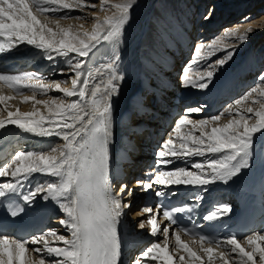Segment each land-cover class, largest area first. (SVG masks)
Wrapping results in <instances>:
<instances>
[{
    "label": "snow or ice",
    "instance_id": "1",
    "mask_svg": "<svg viewBox=\"0 0 264 264\" xmlns=\"http://www.w3.org/2000/svg\"><path fill=\"white\" fill-rule=\"evenodd\" d=\"M48 7H45V5ZM71 12L74 9L64 0H0V53H5L18 48L20 45L33 46L47 54L49 60L54 59L53 53L59 56L67 57L69 53H75L76 56L84 58L72 62L69 60V66L73 70L75 79H72L73 88H61L60 83L44 84L41 78L33 73L9 74L0 73V81L6 82L13 88L31 89L35 99V91L39 89L42 92L50 87L62 92L66 97H79L81 103H65L63 100H53L49 104L48 100H38L37 104L49 106V111L53 113L45 118L38 111L33 113H13L8 114L7 121L0 120V129H4L6 124L16 125L26 133H32L40 137H62L66 142L64 149L59 154H44L35 152H19L10 163L0 167V178L9 175L12 165H16L11 171L12 181H0V198L12 197L18 192L17 183L24 180L34 173H42L52 177H58L59 182L51 181L45 185L37 186L29 190L24 200L32 202L33 197L38 192L45 193L42 196L45 200L52 199L59 204L61 210L66 213V219L61 220L70 233V239L59 234L55 229L43 232L38 236H32L29 239L18 240L9 239L4 235L5 227L14 222V218L19 214L18 210L7 209V215H0V264H29L27 253L28 245L43 244V248L35 247L32 251L54 255L57 259L49 261V264H120L121 250L120 239L117 226L120 217L124 214L123 208H131L130 202L125 203L123 199H116L109 191L110 186V144L113 136L112 129V98L119 95L120 84L124 76L119 73L118 63L120 57L113 54L109 62L102 67L107 69V78L101 79L99 83L92 85L90 99L89 83L92 72L82 71L84 63L88 60L90 53L102 41L118 42L123 34L124 27L131 20V2L115 3L108 5V0H104L105 10H113L112 15L106 17L103 21L97 18L93 32L72 33L61 29V32L53 33L51 28L42 24L33 11L47 13L58 10L55 6ZM81 5L77 4V8ZM95 8V5H91ZM211 9L209 12L211 13ZM59 19L73 18L67 15ZM80 19L81 17H75ZM208 19V16H205ZM257 20H264V17H258ZM256 20L249 16L241 19L238 25L225 30L229 37V43L224 48L219 49L224 52L217 61L205 65L206 71L200 70L201 80L198 83L192 81L191 76L182 78L183 86L208 90L212 83L214 73L217 71L216 65L221 68L227 61H230L236 54L235 44H246L248 36L253 32L251 27ZM245 28V34L240 33V29ZM264 31V29H256ZM60 35L59 40L56 36ZM203 47V45H201ZM217 49L212 46V51ZM193 63H198L194 58ZM63 74V69L60 70ZM103 76V73L101 74ZM81 76H87V79L80 81ZM206 77V78H205ZM71 79V77H69ZM258 80L264 82V68L259 70ZM80 87L77 88V84ZM254 91H260L264 97V90L250 89L242 97L233 103L239 104L241 101H247ZM2 99V98H0ZM29 97H25L28 102ZM261 108L255 111L254 108H247L245 116L237 113L239 119L231 120L226 126L212 127L211 132H207V126L218 122L221 115L218 114L208 119L193 121L189 119L193 112L200 113L207 107L206 104L197 107H189L184 110V117L180 118L174 127V131L179 138V149L173 145V140L162 141L157 149L156 165L169 166L176 163V157L204 156L205 153L213 154L204 162H196L193 167L197 171L187 170L185 168H175L173 170L159 169V175L154 176L150 181L136 180L135 184L141 191L153 189L154 184L158 185H190L198 188L209 185L216 181L228 182L233 176L237 175L240 167H235L238 158L246 155L251 147L253 135L264 131V99L260 101ZM227 111L231 114L232 109L228 107ZM34 117H39L36 119ZM255 119L257 123L249 126V119ZM193 125L201 135L196 136L188 133L180 136L181 129L188 125ZM194 147H189V145ZM219 154V155H215ZM242 166H247L245 160ZM174 179H167L173 178ZM118 191H123L124 196L131 195L132 188L125 182L119 184ZM164 189H156L155 194L161 196ZM174 195L175 193H171ZM5 200V199H4ZM4 200L0 201L3 206ZM9 203L11 201H8ZM140 211L152 213L151 207L141 208ZM223 213H230L229 206H223ZM221 215L220 212L208 215L207 220L216 219ZM163 217L172 221V214L165 210ZM145 222L152 226L151 235H156L159 231L157 219L150 216L147 221L141 220L138 227L144 228ZM174 222V221H173ZM187 231V229H183ZM165 238L168 236V228L165 227L161 233ZM47 236L54 237L62 242V247L51 246ZM175 239L179 248L188 253L193 261H198L200 257L181 241L179 232ZM207 238L200 237L201 241ZM264 241V235H255L248 238L249 245L254 246L252 251H246L235 236L226 240L231 246V251L239 255V264H264V246L258 242ZM219 246V241H216ZM209 260L213 255V249L207 248ZM259 254L260 260L256 261V255ZM141 255L149 257L151 260L159 259L162 264H176L172 255L168 251L167 244L161 247V243L153 241L146 246ZM47 256H42L39 264H45ZM184 257H180V264H183ZM132 264H141L139 257L132 260ZM144 264H148L145 260ZM227 264V262H226Z\"/></svg>",
    "mask_w": 264,
    "mask_h": 264
},
{
    "label": "bare ground",
    "instance_id": "2",
    "mask_svg": "<svg viewBox=\"0 0 264 264\" xmlns=\"http://www.w3.org/2000/svg\"><path fill=\"white\" fill-rule=\"evenodd\" d=\"M257 1L258 0H232L230 2L232 3V5L230 6L231 16L228 22H230L234 16L240 17V19L237 18L238 22L230 26L229 29H231L235 25H238L243 17L251 16L252 14H254L255 11H259L261 8H264V0H259L256 4L257 6L252 9V5H254ZM64 2L70 4L74 10L71 12H67V10L60 8L59 5H56L55 7L58 10L41 14L35 9H33L40 22L46 25L48 28H51L53 33L59 34L61 32V29L68 30L74 34H82L83 32L91 33L95 29L97 18L99 19V21H103L106 17L111 16L112 12L114 11V9L105 10L104 0H64ZM125 2H131L133 4V8L130 10L131 20L129 24L124 27L123 34L120 37L119 41H102L96 49H93V52L90 53L88 60L84 63L82 67V71L92 72V77L90 79L88 89L89 95L86 97V99H90L92 85L94 83H99L101 79L107 78V69L102 67V65H105L107 62H109L110 57L114 53L118 54L120 57L118 63V70L119 73L124 76V80L120 84V91L118 97L114 96L112 98L113 142L111 144L115 151L114 156L125 152L127 146V141L125 139L127 137L133 136L132 130L134 127L132 123H129V120L131 117L135 118L133 113L136 109V106L139 104L142 92V96L145 97L148 82L154 80V82H156L160 86L167 87L169 85L176 84V82L180 80V75L176 77L174 71L170 72L168 70L169 66L167 65V62L171 61L174 55L167 52V47H175L179 52H181L183 51L182 47L186 46L185 51L187 53L191 51L190 59L183 65V67H186V69H191V72L190 74L183 75V77L191 76L192 81L198 83L201 80L200 70L202 69V64H208L214 60L216 61V59L223 56L224 52L220 51L219 49L224 48L225 44L229 43V37L226 35L225 31L221 35H217V33H219L217 32V30L213 31L210 33L212 34V37L210 38L208 29L204 28L199 31V33H201V39L197 42V50L194 56L193 53L195 51V44L192 50L185 44V38L189 39L190 36H192L189 31V28L192 25L193 27L196 25L195 21L198 20L197 18L199 17V14H201L203 11L204 4L202 0L195 1L196 5L201 4L200 7L194 6V4L191 6L189 3H187V0H108V5L110 6L115 3ZM77 4H80L81 7L77 8ZM93 4L95 5V8L91 7V5ZM191 7L193 9H196V17L193 15ZM208 7L209 5L207 6V8ZM66 12L67 15L73 18L59 19V23L57 24L58 18L64 16ZM206 16H208V19L204 18L202 20L205 24L216 21V18H211L213 16L211 13L210 15L206 14ZM75 17L81 18L77 19ZM259 17H264V14L260 15ZM166 20L170 22L168 23ZM253 20H256V22L251 26L253 28V32L248 36V41L246 43L245 48L247 49V51L243 52V56L240 55L242 56L240 58V56H238L239 54H235L232 59L230 61H227L222 68L218 65V67L216 66L217 71L214 73V78L212 83L209 85V89L223 88L222 91L224 93H222L221 96L218 98V107L216 108V110L218 111H216V113L213 115H204L203 112H193L190 117H188L189 119L193 121H198L200 119H208L210 117H214L218 114H221L220 112H222L223 114L221 115L219 121L223 122V124L226 125L231 120L237 119L233 116H235L238 112L245 116L251 115L247 113V108L249 107L254 108L255 111L260 110V101L264 99V97L261 96L260 91H254L247 101H241L239 104L233 103L235 100L242 97L250 89L255 88L259 90H264V82L258 80V76H256L258 73L257 69L260 70V59H262L264 55V52L261 53V50L264 49V46L259 49V54H251L250 56H248L250 52V46L257 45L261 42V40H264V31H256V29H264V20H257L256 18H254ZM165 21L170 25L166 26ZM158 33H160L161 37ZM240 33L245 34L244 27L240 29ZM60 38V35L56 36L57 40H59ZM201 45H203V47H201ZM235 45L236 47H238L237 45L240 44ZM235 45H233V47ZM212 46L216 47L217 50L215 52L212 51ZM198 47H200L199 50ZM33 49L36 48L33 46L20 45L18 48H14L13 51L16 54L24 55ZM38 50L40 51V49ZM41 55V59H48L46 53L43 52ZM53 56L54 59L50 60L51 65H58L62 63V67L58 70L56 68H52L55 69L52 70L49 68V66L46 68L40 67L38 66L39 62L35 61V65H33V63H29L27 69L16 71L13 74L33 73L36 77L41 78L44 84L54 85L55 83H60L61 88H67L71 90L73 88L71 80L75 79V75L74 73H72L73 70L70 68L68 61L72 60V62H75L84 58L74 56L71 53H69L67 57L59 56L55 53H53ZM194 58L198 60V63H193ZM243 59H245L246 62L240 64L243 62ZM29 61L30 60H27L26 62L28 63ZM193 64H195L194 67H192ZM61 69L64 70L63 74H61ZM177 70L180 71V66H178ZM255 70L256 74L254 76L251 75L253 72H255ZM102 73L103 76L101 75ZM228 75L229 78L226 81L225 85L223 81ZM242 76H245V78L242 79ZM69 77H71V79ZM87 78V76H81L80 81L82 82L84 79ZM238 78L240 79L237 80ZM76 87L79 88L80 84L78 83ZM0 88L7 93L5 94V98H3V95L0 94V98H2L0 99V120L5 121L8 120V114L10 112H18L22 114L33 113L38 111L45 118L52 115L53 113L49 111V106L44 104H37L36 101L38 100H48L49 104H51L53 100H63L66 104L72 102L81 103L79 97H66L63 95L62 92L57 91L54 87L48 88L46 92H42L37 89L35 91L34 100L31 99L33 95V91L31 89L13 88L3 81H0ZM185 88L198 90V88ZM11 92L14 94V98H12L10 94ZM26 96L29 97L28 102H25ZM197 99L198 97H195L194 99L183 100L181 102L178 111L179 114L177 116L178 120L184 117V110L186 108L197 107L205 102V100L198 102ZM228 106L232 109L231 114L227 111L228 108L224 110V108ZM6 110H9V113ZM34 118L39 119V117ZM218 122L210 124L209 126L219 127ZM248 123L249 126H253L257 123V121L253 118L249 119ZM122 127L124 128V131L120 132ZM210 130H208V132ZM194 131H196V136L201 135V133L196 128H194L191 124H188L181 129L180 136H185L188 133H192L195 135ZM0 134L7 135L6 139H9L10 141V144H8L2 151H0V165H6L7 163H10L11 160L14 159V157L19 152H43L44 154L58 155L59 152L64 149L66 143L62 139V137L36 136L32 133H26L22 129L18 128L16 125L11 124H6L4 129H0ZM255 134L256 135L252 138L250 142L251 147L249 149V152L246 155L238 158L237 162L234 165L235 167H240V171L238 172V174L229 179L227 183L223 181H216L214 183L216 185H213V187H216L215 189L219 188L223 189L224 192H227L232 188L236 189L238 188V186L247 185L248 180L253 181V178H262L260 184L264 188V131L257 132ZM166 138L167 140H173V145L179 149V138L174 131V127L167 133ZM189 147L194 146L190 144ZM211 155L213 154L205 153L204 156L193 155L191 157H176L174 158L176 160V163L169 166H179V168L197 171L193 167L194 163L204 162ZM245 160L247 161L246 167L242 166ZM145 166L146 165H134V168L141 169L140 173L142 181L145 180V176L147 175L144 170ZM15 167L16 165H12V168H10L9 171V175H11V171L14 170ZM154 176L155 175L152 176V179ZM51 178L52 176L37 172L30 175L28 179L24 180L23 182H27L24 184L25 186H33V189H35L37 186H40L41 183H46ZM167 179H174V177ZM229 184H232V186H228ZM133 187L136 188V191L134 193L133 190L135 189L132 190V196L128 195L125 197L124 192L122 191V194L119 193L118 197L123 199L125 203H132L134 201L137 207V204L140 205L143 202L144 197L147 195V191H141L136 184H134ZM213 187L209 188L208 190L210 191L206 192H212L214 190ZM153 191L154 186L153 189L149 190V192ZM40 193L41 192L36 193L35 196ZM125 215L128 216L130 226L134 229L138 227V224L141 220L147 221V219L150 217V215L143 214L139 211H128ZM63 219H66V213L63 214ZM59 222L60 221L53 222L56 225L53 227V229H55L59 234L64 235L66 238L70 239L71 237L69 231L66 228H63L62 226H57ZM162 232L163 229L160 233H158V235L147 239L146 236H149V233H151V229L149 224L145 222L144 228L139 227L134 233L131 234V236H134L137 233H139V235L129 238V241L133 242L135 239H138V237H141V239L139 238L141 242L138 241L140 245H138V247L134 245L136 246L135 248L134 246H132V250L135 251L138 248L143 250L146 246H149L153 241L160 242L161 247H164L166 242L168 251L172 255L173 260L176 262V264H180L181 256L184 257L183 264H226V262H224V259H228L231 264H239V255L237 253L232 252L230 250L231 246L228 244H223L221 246V249H219L218 253H213L211 260H209L208 253L205 251L206 249H203L199 245H195L191 242H187L186 245H188L191 251L195 252L197 256L200 257L198 261H193L189 257L187 252H185L182 248L178 247L176 239L174 238V236H172V234L168 235L165 238L163 235H161ZM255 235L257 234L251 236ZM249 237H245L239 241L241 246L245 248L246 251H252L254 247L252 245H249ZM46 240L48 243H50L51 246H63L62 242L57 241L52 236H47ZM258 243L260 244V246H264V241H260ZM32 249L33 248H30L27 253V256L29 258V264H39V260L42 256H47V259H45V264H49V261L57 259L54 255L47 254L46 252L36 253L32 251ZM138 255L139 256L137 257L140 258L141 264H144L145 260L148 261V264H162L159 259L151 260L149 257L142 256L141 253ZM132 256L133 252L130 251L126 253V258L128 259L125 261V264H132V260L134 259ZM259 260L260 256L259 254H257L256 261L259 262Z\"/></svg>",
    "mask_w": 264,
    "mask_h": 264
},
{
    "label": "rangeland",
    "instance_id": "3",
    "mask_svg": "<svg viewBox=\"0 0 264 264\" xmlns=\"http://www.w3.org/2000/svg\"><path fill=\"white\" fill-rule=\"evenodd\" d=\"M195 1L196 0H187V3H189L191 6L194 4V6H197V7H200V5L201 4H197L196 5V3H195ZM259 1V0H258ZM258 1L254 4V5H252L253 7H252V9H254L257 5V3H258ZM192 8V7H191ZM251 9V10H252ZM192 13H193V15L196 17V15H197V13H196V9L194 8H192ZM243 15V14H242ZM237 18H239L240 19V17H237ZM168 23L170 22V21H168V20H166ZM165 21V22H166ZM165 23L166 24V26H169L170 24H168V23ZM199 24H204V21H201ZM171 27H173V26H171ZM170 27V28H171ZM197 29H200V27H198V24H197ZM227 29H229V27H226ZM226 28H217V32H219V33H217V35H221L224 31H225V29ZM226 29V30H227ZM200 30H202V29H200ZM200 30H198V32L200 31ZM158 32V31H157ZM159 35H160V33H158ZM201 34V33H200ZM193 37H195V35H192ZM192 36H190V38L189 39H187V38H185V44L189 47V48H192L193 49V47H194V44H195V41L193 40V38H192ZM160 37H161V35H160ZM190 41H192V42H190ZM194 41V42H193ZM258 41V40H257ZM263 41V42H262ZM194 43V44H193ZM192 44H193V46H192ZM238 47H236V45L234 46L235 47V49H236V54H239L238 56H240V55H242L243 54V52H245V51H247V49H245L246 48V44H240V45H237ZM264 46V40H261V42L260 43H258L257 45H254V46H250V48H249V50H250V52H249V54H248V56H250L251 54H255V55H257V54H259L260 53V48L261 47H263ZM185 49H186V46H183ZM182 47V48H183ZM252 48V49H251ZM189 50V49H188ZM195 50V49H194ZM208 50V49H207ZM181 51V50H180ZM240 51H242V52H240ZM239 52V53H238ZM264 52V49H262L261 50V53H263ZM181 53H182V51H181ZM243 56V55H242ZM242 56H240V58L242 57ZM236 57V56H235ZM239 58V59H240ZM219 59V58H218ZM218 59H216V61L218 60ZM215 61V60H214ZM214 61H212V62H214ZM260 61H261V64H260V66H259V68L260 69H262V68H264V55H263V57H262V59H260ZM212 62H210V63H208V64H211ZM207 63H205V64H203V66H202V70H205L206 68H204V66L206 65ZM207 64V65H208ZM218 65V64H217ZM216 65V66H217ZM219 66V65H218ZM217 66V67H218ZM207 70V69H206ZM205 70V71H206ZM179 73H180V71H179ZM259 75V72L257 73V75L256 76H258ZM179 76V75H178ZM221 113V112H220ZM234 118H239V116H237V115H235V116H233ZM221 123H222V125L223 126H226V125H224L223 124V122H221V121H219L218 122V125H219V127H222V125H221ZM212 127L211 126H208L207 127V132H208V130H210ZM195 132V135H197L196 134V131H194ZM211 132V130L209 131V133ZM256 134H254L253 135V137L255 136Z\"/></svg>",
    "mask_w": 264,
    "mask_h": 264
}]
</instances>
